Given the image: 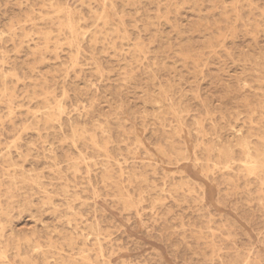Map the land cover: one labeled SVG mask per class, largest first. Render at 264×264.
<instances>
[{
	"label": "rangeland",
	"instance_id": "374dc122",
	"mask_svg": "<svg viewBox=\"0 0 264 264\" xmlns=\"http://www.w3.org/2000/svg\"><path fill=\"white\" fill-rule=\"evenodd\" d=\"M0 264H264V0H0Z\"/></svg>",
	"mask_w": 264,
	"mask_h": 264
},
{
	"label": "bare ground",
	"instance_id": "6f19581e",
	"mask_svg": "<svg viewBox=\"0 0 264 264\" xmlns=\"http://www.w3.org/2000/svg\"><path fill=\"white\" fill-rule=\"evenodd\" d=\"M239 1V0H238ZM66 12V11H65ZM99 15V14H98ZM100 20V19H99ZM68 21V20H67ZM68 24H69V22H68ZM61 26V25H60ZM71 29V28H70ZM83 38V37H82ZM47 106V105H46ZM46 108V107H45ZM63 112V109L59 106L58 107V116H57V120L60 118V114ZM57 113V112H56ZM53 116H55L56 117V115L54 114ZM52 120V119H51ZM243 151V150H242ZM241 153H243V152H241ZM244 157V156H243ZM258 161V160H257ZM249 162H251L252 164H253V166H250V168H254L255 167V165H256V162H254V161H251V160H249V161H247V163H249ZM258 163V162H257ZM260 164V163H259ZM226 165V164H225ZM262 165V164H261ZM261 165H259L260 167H261ZM244 166V165H243ZM258 166V165H257ZM257 167V168H259L260 169V167ZM262 169V168H261ZM260 169V170H261ZM91 185V184H90ZM10 194V193H9ZM123 201H125V200H123ZM25 222V221H24ZM97 244H99L98 242H97ZM46 261V260H45Z\"/></svg>",
	"mask_w": 264,
	"mask_h": 264
}]
</instances>
